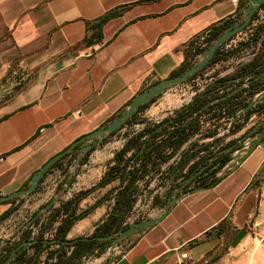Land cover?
<instances>
[{
  "label": "crops",
  "instance_id": "1",
  "mask_svg": "<svg viewBox=\"0 0 264 264\" xmlns=\"http://www.w3.org/2000/svg\"><path fill=\"white\" fill-rule=\"evenodd\" d=\"M242 1L0 0V197L26 189L50 158L106 126L139 93L173 77L184 65L187 42L215 25L239 20ZM113 11L118 15L102 25L100 39L86 42L93 32L89 27ZM248 34L245 30L228 42L231 54L225 62L211 64L223 78L199 97L211 100L218 85L232 88V94L242 91L253 74H240L264 64L262 56L252 62L257 55L252 44L244 48ZM257 79L263 85L264 73ZM170 89L144 109L148 118H164L176 108V98L167 96ZM74 111L79 116L72 118ZM241 134L220 141L225 145ZM88 144L94 147L83 160L86 153L81 151ZM98 144L89 139L75 146L41 178L34 193L0 203V218L7 212L0 219V237L8 239L26 218H49L61 203L96 187L114 164L110 151ZM263 167L264 142L213 187L198 189L207 173L189 174L179 185L194 191L173 204L159 223L126 239L124 254L114 264H176L182 251L191 258L188 264H198L217 247L228 252L241 248L261 190L250 186L262 179L257 174ZM214 178L219 177H210ZM118 183L95 188L77 212L100 200L95 197L98 191L108 192ZM168 192L156 200H164ZM169 193L170 198L183 194ZM109 202L113 200L77 222L67 239L86 230L104 208L109 209ZM151 213L159 214L158 209ZM81 222L88 224L75 231ZM220 223L228 229L225 236H216Z\"/></svg>",
  "mask_w": 264,
  "mask_h": 264
},
{
  "label": "built area",
  "instance_id": "2",
  "mask_svg": "<svg viewBox=\"0 0 264 264\" xmlns=\"http://www.w3.org/2000/svg\"><path fill=\"white\" fill-rule=\"evenodd\" d=\"M232 3L236 5L237 0H232ZM263 24L264 4L256 11L251 23L245 29L249 30V34L246 37L247 42H249L255 29ZM212 35V29H207L187 42L185 53L187 54V61L189 63L195 64L198 61L202 55L201 52L211 44ZM228 42L220 47V59L215 64H222L225 62L226 59H224V57L231 50V46ZM263 42L264 34H262L255 43H252L256 51L255 54L261 51ZM261 53L264 58V50H262ZM255 54H252V57L255 56ZM218 70L219 69L208 65L202 71L192 76L187 82L172 87L170 90L171 95L177 100L175 105L176 108L172 110L170 114L165 115L164 118H148L144 109L140 110L130 122L105 138L106 141H103L101 144L102 146L100 148L105 147L106 151H110V159L114 161L115 155L125 147L127 141L131 137L141 132H146L153 127H158L156 130L159 131V135L155 137L154 142L156 145H162V147L159 153H152V160L157 163L156 169L152 170L151 163L147 164L148 172L136 181L137 193L132 211V213H135V219L150 217L152 215L151 212L155 209H158L159 212V206L151 208L157 196L159 197L164 191L166 192V190H169V192L182 190L183 187L179 184L184 182L189 174L193 173L195 175H200L215 170V176L220 177L222 171H224L238 155V151L232 154L231 159L221 167V169L217 168L218 164H213L215 158L222 153V148L227 145H223L220 140L226 137H235V134L238 133H232L238 120L233 122V118L228 113L229 106L221 104V101L234 95L232 94V88L218 85L213 92L211 100L207 101L205 99L206 96H204V98L199 97V94L204 92L211 84L214 83L216 85L219 80L223 78L220 75L221 71L218 72ZM249 83L250 79H245L243 83V92L241 91V98L247 100H249V97H247ZM181 110H183L182 118L179 119L176 116V112ZM70 116L72 118L79 116V111L72 112ZM161 123L165 125L162 126ZM180 128L182 131L179 132L178 130ZM144 139H148L147 133L141 138V140ZM217 141L219 142L216 143ZM165 142L166 145H163ZM136 148L137 147H133L128 151L124 158L131 156ZM162 157H166V161L161 162L160 158ZM2 160L3 159L0 158V162ZM134 160L135 159L131 161L128 170L134 167L138 168L141 164V160ZM171 178H173V184H170ZM26 220L27 222L25 225L20 224L15 233L8 239L4 240L0 237V257L8 254V248L20 240V236L25 230L29 231L30 240L38 237L40 233L44 240H52L59 221V219H57L52 223L51 227H47L42 231V228L47 224L48 218H26ZM30 221L31 223L26 226ZM129 222L130 217L123 226ZM111 249L117 251L120 255L119 258H121L126 247L124 244L120 243L112 246ZM32 253L33 249L27 248L19 261H14L15 255L10 264H24V260L30 257ZM47 253V251H44L42 254H44L43 256H47ZM50 261H55V257L50 259ZM190 261L191 258L188 253L182 251L178 256L176 264H188ZM37 264H40V262Z\"/></svg>",
  "mask_w": 264,
  "mask_h": 264
},
{
  "label": "trees",
  "instance_id": "3",
  "mask_svg": "<svg viewBox=\"0 0 264 264\" xmlns=\"http://www.w3.org/2000/svg\"><path fill=\"white\" fill-rule=\"evenodd\" d=\"M248 1L249 0H243L240 5V18L243 16V12L247 6ZM117 15L118 13L116 11L105 14L96 25L89 27V29L93 30V32L89 35L88 38H86L85 41L90 42L93 39H95V41L99 40L100 29L102 25L106 23L108 20L116 17ZM229 25L231 24H227L226 22H223L221 24L213 26L212 29L213 35L210 45H212V43L221 34L224 33V31L229 27ZM262 34H264V24L258 26L255 29L249 42L243 44V46L246 47L252 44L253 42L255 43V41H257ZM262 50H264V42L262 44L261 51L254 57L252 62L256 61V59L261 58ZM203 51L201 53H203ZM219 54L220 53L218 50L211 59L209 65L217 62L220 59ZM230 54L231 52L226 54L224 59H226ZM193 65H194L193 63H189L187 61V54L185 53L184 65L182 66L181 69H179L178 72L173 74V77L182 74ZM263 73H264V64L262 65L255 64L253 68L246 69L244 73L240 74L241 76L253 74L252 76H250V81H252V83L249 85L248 88L249 91L247 93V97H249V100L245 98H241V93L243 91L242 92L240 91V92H236L230 98L221 101V104L229 106L228 113L232 118L235 117L238 111L246 107L256 94L264 90V84L261 85L258 79L254 81L255 78H258V76L262 75ZM155 99L149 104L141 106L138 112L140 110L146 109L151 103L155 101ZM182 112L183 110L176 112L177 118L179 119L182 118ZM262 112H264V98L260 103H258L255 107L251 108L243 117H241L243 121L240 124L234 126L233 133L239 132L241 128L246 124V122L248 121L251 115L256 113L260 114ZM117 116H119V114ZM117 116H114L112 120L115 119ZM134 116L128 122H130L134 118ZM157 128L158 127H153L152 129L146 132H141L136 136L131 137L127 141L125 147L115 155L114 164L108 167L107 171L104 173V175L102 176L96 187L78 193L76 196L61 203L59 207L54 208L52 210L47 220L46 226L42 228V231H44L47 227H51L53 222L59 219L52 240H44L42 238L41 233L35 239L30 240V233L28 230H25L20 236V240L8 248V254L0 257V264H3L6 261V259L11 255L14 249L20 246L23 242H29V241L32 242L29 246H23L19 250H17L16 257L14 259L15 262L19 261L22 258L27 248L33 249V253L30 257L24 260V264H37L40 261L42 253L44 251L48 252L49 250L50 252L47 253L46 256L47 258L45 259L44 264H82L85 260H87L92 256L99 257L112 244L113 239L117 237L116 235L117 232L121 229L126 230L129 226L128 224L122 226V224L130 216V213L132 212L135 203V199H136L135 196L137 193L136 181L142 178L148 172L147 164L151 163L152 170L156 169L157 167V163L154 160H152V153H159L162 147V145L160 144L156 145L154 142L155 137L159 135V131L156 130ZM178 131L180 132L182 131V129L180 128ZM145 133L148 134V139L141 140V138L145 135ZM262 142H264V139L262 140ZM231 143H233V141ZM163 145H166V142ZM228 146H225V148L222 149V153L218 157H216L215 160L213 161L214 165L218 164L217 167L218 169H221V167H223L231 159L232 154L226 152ZM133 147H137L135 152H133L131 156H129L128 158H124L125 154L128 151H130ZM88 155H89V151L86 152L83 160H85ZM133 159H135L134 161L141 160V164L139 165L138 168L134 167L133 169L128 170V166L131 164V161H133ZM166 159H167L166 157H162L160 158V161L164 162L166 161ZM59 162L60 160L56 162L50 169L55 167ZM263 168L259 170L258 172L259 174H257V177L260 176ZM214 175H215V170L210 173L207 172L206 176L200 178L201 186L198 189H202V188L207 189L213 187L226 176L223 175L222 177L219 178L210 179V177H213ZM114 181H119L118 186L110 189L103 198L96 201L92 206L86 208L82 212L79 213L77 212L79 203L95 188H103L113 183ZM260 182H261L260 179L253 181V183H251L250 188L254 190L261 188ZM193 191L194 189L191 190L187 188L182 189L183 193H188V192L191 193ZM170 197H171L170 193L168 192L164 200H156L154 205H158L159 208H163L167 203V201L170 199ZM107 200L108 201L113 200V203L109 209L110 211L108 212L106 219L103 220L102 223L94 229L93 233L89 235L86 240L79 239L83 237H78V240L76 241L75 239L67 240V235L71 231L73 226L77 222L83 220L93 210H95L97 207H99L103 202ZM6 214L7 212L4 215ZM3 216H1L0 219H2ZM227 231L228 229L222 228V223H220L216 227V236H225L227 234ZM110 235H113V238L111 239L106 238L103 240L99 239V237H108ZM206 235H211V233H207ZM128 238L123 239L121 242H124ZM53 246L56 247L54 250L52 249ZM226 253H227L226 247H217L212 252L207 254L204 260L205 261L208 260L207 264H212L216 262L218 259L222 258ZM54 257H55V261H50V259Z\"/></svg>",
  "mask_w": 264,
  "mask_h": 264
},
{
  "label": "water",
  "instance_id": "4",
  "mask_svg": "<svg viewBox=\"0 0 264 264\" xmlns=\"http://www.w3.org/2000/svg\"><path fill=\"white\" fill-rule=\"evenodd\" d=\"M264 4V0H249L247 2V6L243 12V16L237 20L236 22L229 25V27L224 31L223 34H221L213 43L212 45L208 46L198 59V61L189 69H187L185 72H183L180 75L167 78L165 80H162L152 87H150L148 90L143 91L136 95L126 106L125 110L119 114L115 119H113L110 123H108L106 126L98 128L94 130L93 132L86 134L79 138L78 140L74 141L69 145L67 149L64 151L56 154L52 158H50L41 168H39L33 175V177L30 180L29 186L24 189L17 191L9 196L0 197V203L12 200L14 198H19L23 196H27L31 193H34L37 189V186L39 184V181L44 176V174L61 158H63L65 155L71 153L75 146L86 142L89 139H93L95 141H99L98 145H101L105 138H107L109 135L116 132L118 129H120L122 126L127 124V122L138 112L141 106L149 104L152 102L156 97L164 94L167 90L170 88L180 85L182 83L187 82L192 76L196 75L200 71H202L205 67H207L215 55V53L220 49L221 46H223L225 43H227L229 40H231L234 36H236L238 33L243 32L251 23V20L256 13V11ZM264 98V90L256 94V96L253 97V99L248 103V105L244 108H242L239 112L236 113L235 117L233 118V122L237 121L241 117H243L251 108L255 107L258 103L262 101ZM264 125V121L258 122L255 126L251 128L239 141L238 145L242 148L238 151V155L236 156L235 160L227 167L224 171H222V177L223 175H226L227 173L234 170L238 165L242 164L248 156L251 155V153L261 144L263 143L262 140L264 139V130L258 133L253 138L247 139L249 135L255 132L257 127L259 125ZM94 147L93 144H88L82 148V153H86L90 150H92ZM228 151L231 150V148L227 149ZM186 193H183L181 195H175L172 198H170L165 206L163 208H159V214L156 217H146L145 219H141L140 221H135V213H132L130 216V224L129 227L126 230H119L117 232V237H115L112 241L113 246L117 245L119 242H121L123 239L130 237L131 235L143 231L145 228L154 226L155 224L159 223L168 213L169 209L173 204L178 202L183 195ZM49 206L45 207L44 210H47ZM110 211V210H109ZM108 213L106 216L98 222L94 229L102 223L103 220L106 219ZM35 219V218H34ZM31 223V221L26 225L28 226ZM88 236L79 238L81 240H86ZM111 239L113 238V235H110L108 237H99L100 240L103 239ZM78 240V238L75 239V241ZM32 242H23L21 246L29 245ZM67 243V242H66ZM112 248V247H110ZM17 249H14L11 256L6 259V261L3 264H10L14 256L16 255ZM119 259V258H118ZM117 259V260H118ZM116 262V261H115ZM113 262L112 264H114Z\"/></svg>",
  "mask_w": 264,
  "mask_h": 264
},
{
  "label": "rangeland",
  "instance_id": "5",
  "mask_svg": "<svg viewBox=\"0 0 264 264\" xmlns=\"http://www.w3.org/2000/svg\"><path fill=\"white\" fill-rule=\"evenodd\" d=\"M167 93H168L167 96L171 94V92H167ZM153 103H155V101ZM253 115H255L254 120L249 121L248 119L246 124L241 128L240 130L241 133L248 131L257 122L264 121V112L260 114L256 113ZM253 115H251L250 117H252ZM228 144L229 143H227V145ZM260 176L262 178L260 182L261 190L259 191L256 211L253 217L251 218V222L249 224L248 237L245 239L241 248L237 250H233L231 252L227 251V253L222 258L218 259L216 262L212 264H264V171L261 172ZM106 192L107 191L105 190H100L96 193L95 197L102 198L106 194ZM111 204L112 202H109L110 207ZM104 209H105V213H101L100 217L94 218L86 230L82 231L81 233L75 234V236H73V232H72L70 236L73 237L67 240H73L79 236L86 237L91 235L94 231L95 225L106 216V211L107 213L109 212L108 208H104ZM129 224L130 222L128 223V225ZM133 235H131L130 237H133ZM119 243H124V242H119ZM112 246L113 244H111L99 257L92 256L87 260H85L82 264H112L120 257L117 251L110 248ZM55 248H56L55 246L52 247L53 250ZM48 252H50V250ZM46 258H47L46 256H42V259L39 261L40 264H44ZM207 261L203 260L198 264H207Z\"/></svg>",
  "mask_w": 264,
  "mask_h": 264
},
{
  "label": "flooded vegetation",
  "instance_id": "6",
  "mask_svg": "<svg viewBox=\"0 0 264 264\" xmlns=\"http://www.w3.org/2000/svg\"><path fill=\"white\" fill-rule=\"evenodd\" d=\"M258 123V122H257ZM256 123V124H257ZM256 124H254L253 126H255ZM252 126V127H253ZM251 127V128H252ZM251 128L249 129V130H251ZM248 130V131H249ZM264 130V125H259L258 127H257V129L255 130V132L254 133H252L251 135H249L248 137H247V139H249V138H253L254 136H256L258 133H260L261 131H263ZM248 131H246V132H244V133H242L240 136H238L237 138H235L234 140H233V143H229L228 145H226V146H228L227 147V149L228 148H231V150L230 151H228L227 149H226V152H228V153H230V154H234L235 152H237V151H239L242 147L241 146H239L238 145V141L248 132ZM236 133V132H235ZM234 134V133H233ZM225 148V147H224ZM223 149V148H222ZM222 151V150H221ZM134 205H135V203H134ZM133 208H134V206H133ZM132 211H133V209H132ZM131 214H132V212L130 213V216H131ZM129 216V217H130ZM128 217V218H129ZM136 221H140V219L138 218V219H135ZM129 227V226H128ZM136 234V233H135ZM120 244V243H119ZM21 247H23V246H18V250L21 248Z\"/></svg>",
  "mask_w": 264,
  "mask_h": 264
},
{
  "label": "bare ground",
  "instance_id": "7",
  "mask_svg": "<svg viewBox=\"0 0 264 264\" xmlns=\"http://www.w3.org/2000/svg\"><path fill=\"white\" fill-rule=\"evenodd\" d=\"M164 103H166V102H164ZM86 224H88V222L86 223ZM85 223H79L76 227H75V231L76 230H79L82 226H84V225H86ZM87 226V225H86ZM86 226H84V227H86Z\"/></svg>",
  "mask_w": 264,
  "mask_h": 264
}]
</instances>
